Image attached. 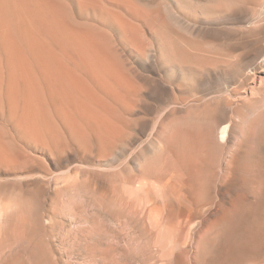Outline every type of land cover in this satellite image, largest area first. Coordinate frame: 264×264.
<instances>
[{
	"label": "rangeland",
	"instance_id": "rangeland-1",
	"mask_svg": "<svg viewBox=\"0 0 264 264\" xmlns=\"http://www.w3.org/2000/svg\"><path fill=\"white\" fill-rule=\"evenodd\" d=\"M0 9V264H264V0Z\"/></svg>",
	"mask_w": 264,
	"mask_h": 264
},
{
	"label": "bare ground",
	"instance_id": "bare-ground-1",
	"mask_svg": "<svg viewBox=\"0 0 264 264\" xmlns=\"http://www.w3.org/2000/svg\"><path fill=\"white\" fill-rule=\"evenodd\" d=\"M43 4V3H42ZM47 4V3H46ZM1 10V9H0ZM20 13V12H19ZM44 13V12H43ZM19 16V15H18ZM51 16V15H50ZM1 19V18H0ZM3 19V18H2ZM7 20V19H6ZM46 20V19H45ZM21 22V21H20ZM6 23V22H5ZM14 23V22H13ZM56 23V22H55ZM3 27V26H2ZM9 30V29H8ZM80 31V30H79ZM14 32V31H13ZM34 32V31H33ZM257 32H258V34H259V36H261V37H264V25H260L259 26V28H257ZM32 33V32H31ZM35 33H37V32H35ZM81 33V32H80ZM82 36V35H81ZM42 37V36H41ZM78 38V37H77ZM40 39V38H39ZM263 39V38H262ZM22 42V41H21ZM33 43V42H32ZM19 47V46H18ZM80 47V46H79ZM17 48V47H16ZM22 48V47H21ZM91 48V47H90ZM93 48V47H92ZM19 50V49H18ZM79 50V49H78ZM12 52V51H11ZM26 53V52H25ZM24 53V54H25ZM23 54V55H24ZM93 54V53H92ZM86 55V54H85ZM16 57V56H15ZM27 57V56H26ZM25 57V58H26ZM22 58V57H21ZM66 58V57H65ZM13 59V58H12ZM61 61H62V59H61ZM62 63H63V61H62ZM21 64V63H20ZM50 64H52V62L50 63ZM61 64V63H60ZM12 66V65H11ZM18 66V65H17ZM33 66V65H32ZM51 66V65H50ZM54 66V65H53ZM20 67V66H19ZM68 67V66H67ZM53 68V67H52ZM54 68H55V66H54ZM40 70V69H39ZM38 70V71H39ZM49 70H51V67H50V69ZM67 70H68V68H67ZM71 70V69H70ZM46 71V70H45ZM57 71H59L58 69H57ZM10 72V71H9ZM54 72V71H53ZM51 73V72H50ZM58 73V72H57ZM103 74V73H102ZM13 76V75H12ZM53 76V75H52ZM81 76V75H80ZM109 76H111V75H109ZM41 78V77H40ZM53 78V77H52ZM58 78V77H57ZM56 78V79H57ZM60 78V77H59ZM82 78V77H81ZM85 78V77H84ZM55 79V78H54ZM65 79V78H64ZM98 79V78H97ZM60 80V79H59ZM113 80V79H112ZM27 83V82H26ZM56 83V82H55ZM92 83V82H91ZM21 84V83H20ZM58 84H60L61 85V83H59L58 82ZM57 84V85H58ZM3 85V84H2ZM19 87V86H18ZM22 87V86H21ZM56 88V87H55ZM10 89V88H9ZM14 90V89H13ZM1 91V90H0ZM22 91V90H21ZM20 92V91H19ZM28 95V94H27ZM21 96V95H20ZM57 96V95H56ZM55 96V97H56ZM30 97V96H29ZM28 97V98H29ZM29 100V99H28ZM88 103V102H87ZM102 107V106H101ZM27 108V107H26ZM97 108V107H96ZM37 109V108H36ZM218 109V108H217ZM217 109H216V114H215V117H213L214 119V124H218V120H217V118H218V115H219V111H217ZM52 110V109H51ZM102 110V109H101ZM104 110H106L105 108H104ZM220 110V109H219ZM220 111H222V110H220ZM110 112V111H109ZM226 112V111H225ZM59 113V112H58ZM222 113V112H221ZM54 114V113H53ZM52 114V115H53ZM76 114V113H75ZM47 119V118H46ZM109 120V119H108ZM40 121V120H39ZM82 121V120H81ZM97 121V120H96ZM41 122V121H40ZM48 122V121H47ZM46 122V123H47ZM78 122V121H77ZM48 124V123H47ZM40 125V124H39ZM56 125H57V123H56ZM36 126H37V124H36ZM43 126V125H42ZM218 126V125H217ZM117 127V126H116ZM215 128V127H214ZM84 129V128H83ZM38 130H39V128H38ZM217 130V129H216ZM44 131V130H43ZM54 131V130H53ZM83 131V130H82ZM101 131V130H100ZM105 131V130H104ZM229 125H225V126H223L222 128H221V139L223 140V141H226L227 140V137H228V135H229ZM196 132H197V130H196ZM210 132V131H209ZM106 133V132H105ZM110 133V132H109ZM207 133H208V131H207ZM212 133V132H211ZM200 134H202V133H200ZM48 137V136H47ZM205 137V136H204ZM210 137V136H209ZM200 138V137H199ZM210 140H211V138H209ZM194 140V139H193ZM203 140V139H202ZM190 141H191V138H190ZM195 141V140H194ZM198 141V140H197ZM208 141V140H207ZM245 141H246V139H245ZM1 142V141H0ZM203 142V141H202ZM209 142V141H208ZM191 143V142H190ZM196 143V142H195ZM244 144L246 143V142H243ZM203 144V143H202ZM209 145V144H208ZM243 145V144H242ZM241 145V149L243 148V146ZM1 147V146H0ZM226 147V146H225ZM5 148V147H4ZM208 148V147H207ZM206 148V149H207ZM203 149V148H202ZM210 150V149H209ZM239 150H240V147H239ZM246 151V150H245ZM245 151H240V153L242 154V155H248V153L247 152H245ZM4 152V151H3ZM191 152V151H190ZM190 152H189V154H190ZM193 152V151H192ZM249 152V151H248ZM0 153H2V152H0ZM205 153V152H204ZM239 153V151L236 153L237 155H239V156H241L240 155V153ZM236 154H234L233 156H232V160L230 161V168H231V171H233L232 172V174L231 175H236L237 173L236 172H238L237 170H238V168H237V164L239 163V160L238 159H241V157L239 158V156H236ZM5 155V154H4ZM205 155V154H204ZM191 156V155H190ZM206 156V155H205ZM210 156V155H209ZM182 158V157H181ZM189 158V157H188ZM212 158V157H211ZM210 158V159H211ZM190 159H192V158H190ZM194 159V158H193ZM200 160V159H199ZM195 164H196V162H194ZM203 163V162H202ZM255 163V168H257V169H255V180H254V186H253V195H254V197L256 198V199H258V200H260L261 199V197H263L264 196V161L263 160H260V159H258L256 162H254ZM8 164V163H7ZM192 164H193V162H192ZM189 165H190V163H189ZM208 166H209V164H208ZM189 167V166H188ZM190 168V167H189ZM188 168V172L189 173H191L190 172V169ZM211 174V173H210ZM233 176V177H234ZM116 189V188H115ZM120 189V188H119ZM115 191V190H114ZM118 192V191H117ZM105 196V195H104ZM120 197V196H119ZM127 198V197H126ZM129 198V197H128ZM126 200V199H125ZM128 200V199H127ZM130 201V200H129ZM131 201H134V200H131ZM192 203V202H191ZM134 204V203H133ZM132 204V205H133ZM127 205V204H126ZM233 205V204H232ZM125 206V205H124ZM128 207V206H127ZM133 207V206H132ZM127 209V208H126ZM194 209H195V207H194ZM125 210V209H124ZM123 210V211H124ZM197 209H195V210H189L188 211V215H189V219H188V224H190L191 222H193V219L198 215V212L196 211ZM234 210H235V212L237 211L238 212V206H236L235 208H234ZM131 211V210H130ZM129 211V212H130ZM128 212V214H130ZM125 213H127V212H125ZM135 213V212H134ZM127 214V216H128V220H131V222L132 223H135L136 225H139L140 224V222H138L136 219H134V218H136L135 216H130V215H128ZM124 215H126V214H123V216ZM133 215V214H132ZM122 216V217H123ZM137 216V215H136ZM168 216V215H167ZM140 217V216H139ZM141 218H142V216H141ZM141 218H139V219H141ZM127 219V218H126ZM224 219V218H223ZM128 223H130V222H128ZM193 225H195V224H193ZM218 225V224H217ZM238 225V224H237ZM141 226V225H140ZM135 227V226H134ZM154 227H157V224H154ZM167 231L169 230V228L168 229H166ZM169 232V231H168ZM116 234V233H115ZM224 234V233H223ZM88 235V234H87ZM142 236V235H141ZM96 237V236H95ZM113 237V236H112ZM91 238V237H90ZM141 238V237H140ZM93 239V238H92ZM152 242V241H151ZM166 242V241H165ZM216 243V242H215ZM241 243V242H240ZM118 244V243H117ZM148 244V243H147ZM205 244V243H204ZM169 245V244H168ZM153 245H151L150 246V243H149V248L150 247H152ZM219 246V245H218ZM239 246V245H238ZM153 248V247H152ZM158 248H159V250H160V256H162V257H165V256H169V254H170V250H169V248L167 249V245H165L164 244V242H163V244H160V246L158 245ZM214 249V248H213ZM147 250H149V249H147ZM157 252V251H156ZM148 253V252H147ZM151 254V253H150ZM208 254H209V252H208V250H207V248H204V250H203V259H202V261H207L208 260ZM152 256V257H151ZM151 256H149V258L151 257V258H154V260H155V256H154V254L152 253V255ZM108 257V256H107ZM150 262V261H149Z\"/></svg>",
	"mask_w": 264,
	"mask_h": 264
}]
</instances>
